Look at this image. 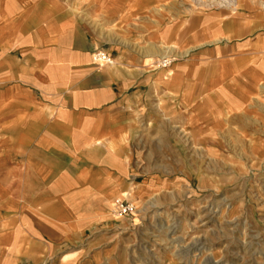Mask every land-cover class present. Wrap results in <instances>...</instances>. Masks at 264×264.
I'll list each match as a JSON object with an SVG mask.
<instances>
[{
  "label": "crops",
  "instance_id": "obj_1",
  "mask_svg": "<svg viewBox=\"0 0 264 264\" xmlns=\"http://www.w3.org/2000/svg\"><path fill=\"white\" fill-rule=\"evenodd\" d=\"M205 1L0 0V264H113V202L185 179L141 138L264 162V0Z\"/></svg>",
  "mask_w": 264,
  "mask_h": 264
},
{
  "label": "rangeland",
  "instance_id": "obj_2",
  "mask_svg": "<svg viewBox=\"0 0 264 264\" xmlns=\"http://www.w3.org/2000/svg\"><path fill=\"white\" fill-rule=\"evenodd\" d=\"M188 133L178 132L169 145L157 139L151 154L148 138L140 139L142 168L183 171L185 179L132 201L135 212L116 218L125 232L113 264H264V162L205 154Z\"/></svg>",
  "mask_w": 264,
  "mask_h": 264
},
{
  "label": "built area",
  "instance_id": "obj_3",
  "mask_svg": "<svg viewBox=\"0 0 264 264\" xmlns=\"http://www.w3.org/2000/svg\"><path fill=\"white\" fill-rule=\"evenodd\" d=\"M93 60L95 62L103 64H111L113 59L104 51H97L93 54ZM172 58L163 57L158 63L161 67L170 65ZM135 205L133 202L126 199H116L113 202L111 213L116 218H124L132 215L135 212Z\"/></svg>",
  "mask_w": 264,
  "mask_h": 264
}]
</instances>
